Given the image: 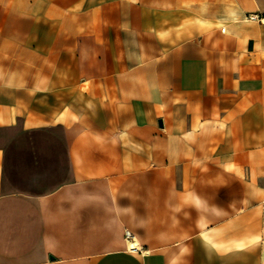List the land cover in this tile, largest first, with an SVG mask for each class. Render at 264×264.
<instances>
[{
    "label": "crops",
    "instance_id": "0c3cea01",
    "mask_svg": "<svg viewBox=\"0 0 264 264\" xmlns=\"http://www.w3.org/2000/svg\"><path fill=\"white\" fill-rule=\"evenodd\" d=\"M0 264H264V0H0Z\"/></svg>",
    "mask_w": 264,
    "mask_h": 264
},
{
    "label": "built area",
    "instance_id": "2783aa9c",
    "mask_svg": "<svg viewBox=\"0 0 264 264\" xmlns=\"http://www.w3.org/2000/svg\"><path fill=\"white\" fill-rule=\"evenodd\" d=\"M247 19L251 20V21H257V22L263 21L262 18H260L259 16H256V15H249V16H247ZM124 238L127 242H134L132 235L128 231L124 232Z\"/></svg>",
    "mask_w": 264,
    "mask_h": 264
},
{
    "label": "bare ground",
    "instance_id": "6f19581e",
    "mask_svg": "<svg viewBox=\"0 0 264 264\" xmlns=\"http://www.w3.org/2000/svg\"><path fill=\"white\" fill-rule=\"evenodd\" d=\"M130 243H131V244H130ZM130 243H129V244H130V248H129V249H130L131 251L136 250V248H134L135 246H134V245L132 246L133 242H130Z\"/></svg>",
    "mask_w": 264,
    "mask_h": 264
},
{
    "label": "water",
    "instance_id": "95a60500",
    "mask_svg": "<svg viewBox=\"0 0 264 264\" xmlns=\"http://www.w3.org/2000/svg\"><path fill=\"white\" fill-rule=\"evenodd\" d=\"M159 123V125H161V122H158ZM50 260H53V258L52 257H50Z\"/></svg>",
    "mask_w": 264,
    "mask_h": 264
}]
</instances>
